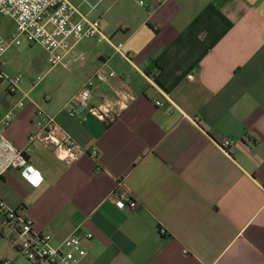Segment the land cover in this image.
Here are the masks:
<instances>
[{"label":"crops","instance_id":"crops-1","mask_svg":"<svg viewBox=\"0 0 264 264\" xmlns=\"http://www.w3.org/2000/svg\"><path fill=\"white\" fill-rule=\"evenodd\" d=\"M71 3L106 39L70 38L47 80L23 75L14 93L5 82L0 119L14 115L0 132L25 146L41 108L85 152L67 163L34 142L0 176V198L54 242L91 232L78 264H264V0ZM100 66L115 76L95 79ZM88 79L112 120L68 114ZM15 238L0 213V259L26 264Z\"/></svg>","mask_w":264,"mask_h":264},{"label":"built area","instance_id":"built-area-1","mask_svg":"<svg viewBox=\"0 0 264 264\" xmlns=\"http://www.w3.org/2000/svg\"><path fill=\"white\" fill-rule=\"evenodd\" d=\"M139 3L143 2L139 1ZM4 15L12 17L15 27L7 38L0 37V55L8 46L26 41L29 44L42 46L47 53L48 64L55 66L61 63L70 38L79 40L93 38L98 41L106 39L100 30L99 20L87 19L71 0H0V16ZM75 15L80 19L75 20ZM120 46L121 44H118L116 49L120 50ZM122 54L125 55L123 52ZM114 76L113 71H108L103 66L97 68L93 74L97 80H107ZM39 78L36 77L37 80ZM188 78H192V75L189 74ZM0 80L7 83L9 93H14L19 89L22 76L19 73H5L0 67ZM92 85L91 79L81 85L69 103L68 114L76 116L86 111L102 120H112L114 114L109 103L91 104ZM125 96L130 97V94L126 93ZM155 103L161 105L159 100ZM22 105V102H18V106ZM13 115V109L7 110L0 119V126L7 127ZM35 115L33 129L28 133L25 146H15L0 132V176L10 167L26 166L36 141L51 147L55 155L67 163L73 162L85 152V149L69 136L53 116L46 114L41 108L36 110ZM233 143L230 137L223 138L219 142L225 151H229ZM92 153L95 154V151ZM113 195L115 205L124 208L129 200L127 192L117 186ZM0 213L7 225L16 232L13 246L26 264H78L87 253L84 242L91 240V232L84 234L72 232L54 242L50 233L37 230L31 217L21 209L11 207L2 198H0ZM0 264L11 263L8 259H0Z\"/></svg>","mask_w":264,"mask_h":264},{"label":"rangeland","instance_id":"rangeland-1","mask_svg":"<svg viewBox=\"0 0 264 264\" xmlns=\"http://www.w3.org/2000/svg\"><path fill=\"white\" fill-rule=\"evenodd\" d=\"M15 23L9 15L0 16V37L7 38L14 30ZM1 58L7 61L6 68L0 67L5 73H19L21 76L36 77L39 75V82L47 80L50 73L57 67L47 62V53L39 44H29L22 41L18 45H10L1 54ZM1 82V81H0ZM5 84L0 83V87Z\"/></svg>","mask_w":264,"mask_h":264}]
</instances>
